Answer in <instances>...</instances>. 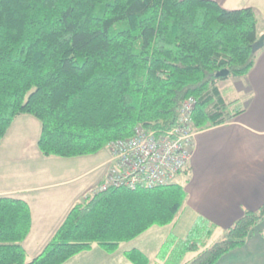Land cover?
<instances>
[{
	"label": "trees",
	"instance_id": "16d2710c",
	"mask_svg": "<svg viewBox=\"0 0 264 264\" xmlns=\"http://www.w3.org/2000/svg\"><path fill=\"white\" fill-rule=\"evenodd\" d=\"M257 26L251 9L227 11L210 0H0V142L28 115L40 124L44 157L96 155L137 126L169 130L190 97L197 128L221 125L229 117L217 83L253 68ZM223 69L227 77L213 78ZM185 197L175 182L84 199L30 262L23 249L30 208L0 197V264H65L94 245L113 254L172 224ZM263 222L264 204L244 211L203 251L189 242L181 254H198L185 264H217ZM124 256L150 264L135 249Z\"/></svg>",
	"mask_w": 264,
	"mask_h": 264
},
{
	"label": "crops",
	"instance_id": "0c3cea01",
	"mask_svg": "<svg viewBox=\"0 0 264 264\" xmlns=\"http://www.w3.org/2000/svg\"><path fill=\"white\" fill-rule=\"evenodd\" d=\"M210 1L227 11L251 9L257 28L262 26L258 38L264 33V0ZM223 84L217 88L229 118L196 136L190 168L176 181L186 197L174 222L150 228L138 238L120 244L113 254L94 245L65 264H131L124 253L134 249L143 253L150 264H185L218 241L244 211H256L264 204V46L257 51L254 66L246 76L230 77ZM31 118L18 116L0 142V197L23 200L30 208L31 229L23 242L27 262L40 254L70 210L106 173L105 168L93 185L81 190L73 163L85 157H44L37 147L40 133L29 138L25 132L37 126L36 119ZM21 152L29 154L28 158L23 159ZM198 224L205 228L207 244L198 246V252L181 254ZM169 240V251L161 255ZM179 241L183 247L172 258V248ZM217 264H264V222L242 248L226 254Z\"/></svg>",
	"mask_w": 264,
	"mask_h": 264
},
{
	"label": "built area",
	"instance_id": "2783aa9c",
	"mask_svg": "<svg viewBox=\"0 0 264 264\" xmlns=\"http://www.w3.org/2000/svg\"><path fill=\"white\" fill-rule=\"evenodd\" d=\"M196 100L187 98L181 105L178 123L162 133L137 126L129 138L112 142L106 173L91 187L84 199L109 189H153L175 183L188 172L196 136L202 131L195 126Z\"/></svg>",
	"mask_w": 264,
	"mask_h": 264
},
{
	"label": "rangeland",
	"instance_id": "374dc122",
	"mask_svg": "<svg viewBox=\"0 0 264 264\" xmlns=\"http://www.w3.org/2000/svg\"><path fill=\"white\" fill-rule=\"evenodd\" d=\"M261 24V23H260ZM262 26L259 25L258 29H261ZM226 81V80H225ZM224 81H220L217 83V86L222 87ZM224 85V84H223ZM31 119H35V118H31ZM37 123V126L35 128V130L33 131V129H29L26 130L25 132H27V135H29V138H32L33 135L38 136L40 133V125L39 122H37V120H34ZM25 132L22 131V129L20 130V134H24ZM29 148H33L32 145H30ZM16 151H18L15 148ZM14 148L11 149V152L13 153ZM21 152V154L19 153V155L21 157H24L23 159H27L29 156L26 154H23ZM17 156V155H16ZM85 158H82L83 160H80V162H77L76 164L73 163V165H75V168L73 169L75 175L80 176L79 178V185H81L80 187H82L81 190L87 188L88 186H91L94 184V182L102 175L103 171L105 170V166H101V164H103L109 157V147L104 148L103 150H101L98 154L96 155H90V156H84ZM76 162V161H74ZM107 162V161H106ZM12 166V165H11ZM8 172V171H7ZM90 189V188H89ZM88 189V190H89ZM90 198V197H88ZM190 237L189 240L191 243L196 244L198 246H202V244H207L206 241V236H205V228H203V226H201V224H198L195 228L192 229V231L190 232ZM171 243L172 240H169L165 247L162 250V254L164 255L166 254L170 247H171ZM183 242L179 241L178 245H176L174 248H172L171 254H172V258L175 257L179 251L181 250V248L183 247Z\"/></svg>",
	"mask_w": 264,
	"mask_h": 264
},
{
	"label": "water",
	"instance_id": "95a60500",
	"mask_svg": "<svg viewBox=\"0 0 264 264\" xmlns=\"http://www.w3.org/2000/svg\"><path fill=\"white\" fill-rule=\"evenodd\" d=\"M264 46V33L258 38V40L253 45V52H257L259 49H261ZM229 75V71L227 69H223L221 71L216 72L213 75V78H224Z\"/></svg>",
	"mask_w": 264,
	"mask_h": 264
}]
</instances>
